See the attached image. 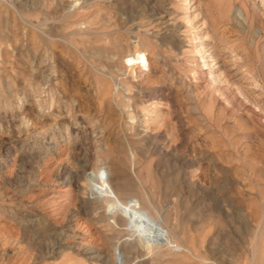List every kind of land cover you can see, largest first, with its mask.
<instances>
[{
    "label": "rangeland",
    "instance_id": "rangeland-1",
    "mask_svg": "<svg viewBox=\"0 0 264 264\" xmlns=\"http://www.w3.org/2000/svg\"><path fill=\"white\" fill-rule=\"evenodd\" d=\"M234 54L263 86L264 0H0V264H264Z\"/></svg>",
    "mask_w": 264,
    "mask_h": 264
},
{
    "label": "bare ground",
    "instance_id": "bare-ground-1",
    "mask_svg": "<svg viewBox=\"0 0 264 264\" xmlns=\"http://www.w3.org/2000/svg\"><path fill=\"white\" fill-rule=\"evenodd\" d=\"M257 7H258V5H257ZM209 49H211V48H209ZM214 50V49H213ZM207 57H208V55H207ZM236 57V60H235V62H234V60H233V62H234V64H236L238 67L237 68H239V70L237 71V72H235V71H232V69L231 68H225V67H223L222 68V71H221V74H222V78H223V81H225V82H229V83H231L232 85H234V86H236V88H238V89H242L243 87H242V85H241V83H238L237 82V78L238 77H236L237 76V74L239 73V72H245L246 74H247V78H246V81L245 82H247V84H245V85H249V84H251V83H253V82H255V84L256 85H258L260 88H262L263 86H262V83L260 82V80H259V78H257V76L254 74V73H252L251 71H248V70H246L245 68H243L242 66V64L240 63V60L238 61V57H237V55H235L234 54V58ZM213 59V58H212ZM229 59V58H228ZM241 59H242V57H241ZM221 74H220V76H221ZM217 75V74H216ZM219 76V77H220ZM250 82V83H249ZM247 89V88H246ZM257 99V98H256ZM253 105H254V108H258V110L259 111H261V112H263L264 113V105L263 104H261V103H259V100L258 101H255V100H253ZM256 130V129H255ZM207 232V231H206ZM210 242V241H209ZM254 243V242H253ZM209 244V243H208ZM199 260V259H198Z\"/></svg>",
    "mask_w": 264,
    "mask_h": 264
}]
</instances>
